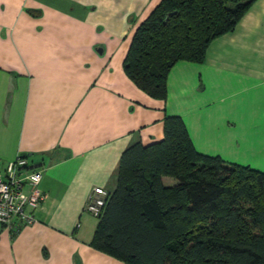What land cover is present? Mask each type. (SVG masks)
<instances>
[{
	"label": "crops",
	"instance_id": "crops-1",
	"mask_svg": "<svg viewBox=\"0 0 264 264\" xmlns=\"http://www.w3.org/2000/svg\"><path fill=\"white\" fill-rule=\"evenodd\" d=\"M162 1L0 0V171L26 157L45 196L37 222L0 226V264H125L92 246L86 206L93 189L115 191L126 149L164 139L166 117L199 153L264 172V0L202 62L172 68L165 100L124 69Z\"/></svg>",
	"mask_w": 264,
	"mask_h": 264
},
{
	"label": "trees",
	"instance_id": "trees-1",
	"mask_svg": "<svg viewBox=\"0 0 264 264\" xmlns=\"http://www.w3.org/2000/svg\"><path fill=\"white\" fill-rule=\"evenodd\" d=\"M256 1L163 0L137 28L126 74L165 100L172 68L202 62ZM164 130L122 154L92 246L125 264H264V172L199 153L180 117H166Z\"/></svg>",
	"mask_w": 264,
	"mask_h": 264
},
{
	"label": "built area",
	"instance_id": "built-area-1",
	"mask_svg": "<svg viewBox=\"0 0 264 264\" xmlns=\"http://www.w3.org/2000/svg\"><path fill=\"white\" fill-rule=\"evenodd\" d=\"M42 171L30 168L27 158L18 157L0 171V226L15 232L37 222L33 214L44 201L40 190ZM110 194L103 188L93 189L86 211L94 218L103 215Z\"/></svg>",
	"mask_w": 264,
	"mask_h": 264
},
{
	"label": "rangeland",
	"instance_id": "rangeland-1",
	"mask_svg": "<svg viewBox=\"0 0 264 264\" xmlns=\"http://www.w3.org/2000/svg\"><path fill=\"white\" fill-rule=\"evenodd\" d=\"M88 216L91 218V220H92L94 223L98 221L97 218H94V217H93L92 215H90L89 213H88Z\"/></svg>",
	"mask_w": 264,
	"mask_h": 264
}]
</instances>
